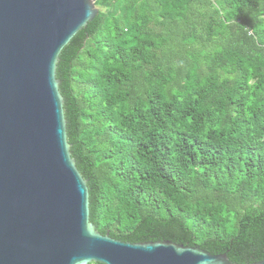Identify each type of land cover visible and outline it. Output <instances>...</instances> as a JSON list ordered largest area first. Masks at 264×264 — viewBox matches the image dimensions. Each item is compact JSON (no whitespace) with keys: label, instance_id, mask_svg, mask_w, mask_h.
Instances as JSON below:
<instances>
[{"label":"trees","instance_id":"trees-1","mask_svg":"<svg viewBox=\"0 0 264 264\" xmlns=\"http://www.w3.org/2000/svg\"><path fill=\"white\" fill-rule=\"evenodd\" d=\"M95 6L56 68L90 223L122 242L261 261L264 0Z\"/></svg>","mask_w":264,"mask_h":264},{"label":"water","instance_id":"water-1","mask_svg":"<svg viewBox=\"0 0 264 264\" xmlns=\"http://www.w3.org/2000/svg\"><path fill=\"white\" fill-rule=\"evenodd\" d=\"M96 1L0 0V264H234L199 247L122 242L90 223L56 68Z\"/></svg>","mask_w":264,"mask_h":264}]
</instances>
